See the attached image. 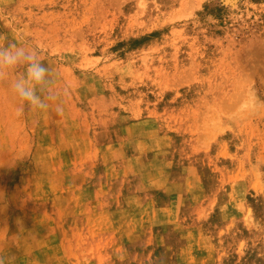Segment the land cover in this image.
Segmentation results:
<instances>
[{
    "label": "rangeland",
    "instance_id": "rangeland-1",
    "mask_svg": "<svg viewBox=\"0 0 264 264\" xmlns=\"http://www.w3.org/2000/svg\"><path fill=\"white\" fill-rule=\"evenodd\" d=\"M59 101L0 79L6 264H264V0H0Z\"/></svg>",
    "mask_w": 264,
    "mask_h": 264
},
{
    "label": "clouds",
    "instance_id": "clouds-1",
    "mask_svg": "<svg viewBox=\"0 0 264 264\" xmlns=\"http://www.w3.org/2000/svg\"><path fill=\"white\" fill-rule=\"evenodd\" d=\"M0 79L6 80L19 113L25 109L45 111L50 102L55 103L58 113L63 111V103L59 101L63 90L55 86L38 47L15 42L0 45ZM0 264H6L2 256Z\"/></svg>",
    "mask_w": 264,
    "mask_h": 264
}]
</instances>
